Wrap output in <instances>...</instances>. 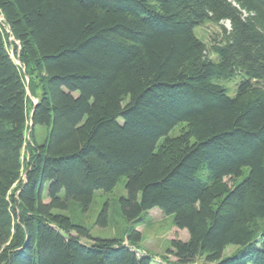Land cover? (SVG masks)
<instances>
[{"label": "trees", "instance_id": "1", "mask_svg": "<svg viewBox=\"0 0 264 264\" xmlns=\"http://www.w3.org/2000/svg\"><path fill=\"white\" fill-rule=\"evenodd\" d=\"M0 16V264H153L134 223L154 207L188 234L169 264H264V0H0ZM121 177L126 241L92 237L93 196Z\"/></svg>", "mask_w": 264, "mask_h": 264}, {"label": "rangeland", "instance_id": "2", "mask_svg": "<svg viewBox=\"0 0 264 264\" xmlns=\"http://www.w3.org/2000/svg\"><path fill=\"white\" fill-rule=\"evenodd\" d=\"M1 19V16H0ZM225 28L229 27L227 21L221 22ZM219 27L217 25L208 24L204 27L196 29V35L200 36L204 40H207L210 34L217 32ZM8 41H13L12 37L9 36ZM10 47V54L15 56ZM230 85V84H229ZM230 95L234 92L229 91ZM30 99L35 101V97L30 95ZM42 127H36L34 133L38 140H41L44 136ZM187 126L185 124H178L170 133L169 136H178L186 132ZM30 125L26 129V138L29 140ZM125 178H122L117 182V184L109 192L98 191L95 192L90 208L86 213L85 224L89 226L90 234L92 237H122L124 227L128 223L120 216L119 208L116 203L120 196L125 195L124 189ZM229 186L235 183V180L230 177L224 178ZM108 206V225L101 227L96 225L95 221L97 219L98 213L104 205ZM140 220L135 222L136 230L141 234V240L138 243V254H150L153 257V264H169L174 262V258L166 253V248L172 239L186 240L188 238L187 231L184 229H178L172 224V214H165L164 212L154 207L150 210L142 212L140 214ZM251 229L257 231L260 226V220L254 219L251 221ZM125 234H123L124 242L126 241ZM237 250V246L229 245L223 251V256L232 254ZM193 264H209L204 260V258H198Z\"/></svg>", "mask_w": 264, "mask_h": 264}, {"label": "water", "instance_id": "3", "mask_svg": "<svg viewBox=\"0 0 264 264\" xmlns=\"http://www.w3.org/2000/svg\"><path fill=\"white\" fill-rule=\"evenodd\" d=\"M36 102H37V101L35 100V101H34V105L36 104ZM33 107H34V106H33ZM32 111H33V109L31 110V113H32Z\"/></svg>", "mask_w": 264, "mask_h": 264}]
</instances>
